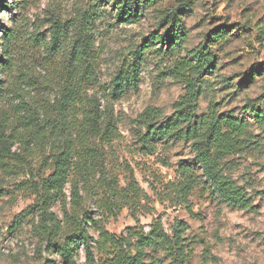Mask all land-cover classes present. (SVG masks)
I'll return each instance as SVG.
<instances>
[{"label": "rangeland", "instance_id": "374dc122", "mask_svg": "<svg viewBox=\"0 0 264 264\" xmlns=\"http://www.w3.org/2000/svg\"><path fill=\"white\" fill-rule=\"evenodd\" d=\"M7 1L9 6L0 5V131L14 142L12 170L7 174L0 169V264H44L45 257L64 264L59 255L45 250L34 222L16 227L15 221L36 199L27 183L50 172L58 143L55 133L68 131L67 125L56 123L64 65L72 48L84 44L86 32L95 72L88 96L95 97L102 110L108 107L118 131L111 141L96 138L90 146L101 154L106 174L118 176L125 185L133 171L143 191L138 210L126 206L110 212L99 207L108 195L97 186L98 175L91 184H80L90 215L117 235L137 226L133 213L146 231L157 219L168 233L177 221H185V264H264V125L251 106L254 102L264 112V0H161L132 24L118 22L113 4L103 0ZM184 2L189 4L188 10L181 9L188 36L181 53L165 55L153 47L142 53L159 17ZM222 29L227 36L213 49L216 67L201 78L204 92L198 114L214 101L219 113L251 123L260 144L225 156L222 169L247 191L254 208L220 202L201 184L189 198V210L169 183L180 178L182 163H196L191 143L177 141L148 155L137 140L138 118L149 106L161 108L166 116L173 113L185 94L176 64L201 49L207 34ZM136 65L137 89L115 98L111 89L116 75L132 72ZM66 194L70 196V186ZM54 210L62 217L60 205ZM90 234L97 237L93 230ZM77 261L85 264L82 249ZM164 264L173 263L166 259Z\"/></svg>", "mask_w": 264, "mask_h": 264}, {"label": "trees", "instance_id": "16d2710c", "mask_svg": "<svg viewBox=\"0 0 264 264\" xmlns=\"http://www.w3.org/2000/svg\"><path fill=\"white\" fill-rule=\"evenodd\" d=\"M103 1L113 4L118 22L132 24L139 22L161 0ZM0 5L9 6L10 2L0 0ZM188 6L184 2L180 7L167 9L159 17L157 29L149 34L142 53L151 47L165 55L181 53L188 36L186 13H181V9L188 10ZM89 34L86 32L82 36L83 45L72 48L70 59L64 65L56 123L67 125L68 131L62 135L55 133L58 143L48 165L50 172L39 177V181L27 183L36 199L19 213L15 226L21 227L28 220L34 222L35 234L45 243V250L51 256L59 255L64 264H79L77 257L81 249L85 253V264H164L166 259L173 264H185L189 258L185 237L188 224L185 221H177L172 232L168 233L162 221L157 219L146 231L133 213L137 226L117 235L84 207L80 184H91L98 175L97 186L108 195V198L101 199L99 207L102 209L113 212L128 206L131 210H138L143 193L133 171H130L125 185L118 176L106 174L100 165L101 154L90 146L91 140L96 138L111 141L118 131L108 107L102 110L98 100L88 96L95 73ZM226 36L227 31L223 29L209 33L201 49L192 51L188 59H179L176 67L185 82V94L174 104L170 116L159 107L149 106L138 118L137 140L148 155L156 154L160 146L177 141L191 143L196 163H182L178 169L180 178L169 183L171 191L189 210V198L201 184L207 186L220 202L254 208L247 191L234 179L224 176L222 169L225 156L260 144L250 130L251 123L235 115L219 113L214 101L210 102L207 112L198 114L199 99L204 92L201 78L216 67L218 56L213 49ZM139 71V65H136L132 72L117 74L111 94L117 98L137 89ZM261 98L264 99V93ZM251 106L257 122L264 125L262 109L255 107L254 102ZM13 142L5 131H0V169L3 173L12 170L9 159ZM67 186H70V196L66 194ZM57 205L61 207L62 217L54 210ZM90 230L97 237L91 235ZM44 264L58 262L45 257Z\"/></svg>", "mask_w": 264, "mask_h": 264}]
</instances>
